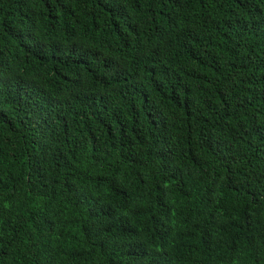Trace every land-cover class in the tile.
I'll return each mask as SVG.
<instances>
[{
	"label": "trees",
	"instance_id": "16d2710c",
	"mask_svg": "<svg viewBox=\"0 0 264 264\" xmlns=\"http://www.w3.org/2000/svg\"><path fill=\"white\" fill-rule=\"evenodd\" d=\"M0 264H264V0H0Z\"/></svg>",
	"mask_w": 264,
	"mask_h": 264
}]
</instances>
